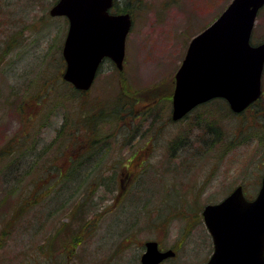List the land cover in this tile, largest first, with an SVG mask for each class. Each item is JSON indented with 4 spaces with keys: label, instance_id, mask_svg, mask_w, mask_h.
I'll use <instances>...</instances> for the list:
<instances>
[{
    "label": "rangeland",
    "instance_id": "374dc122",
    "mask_svg": "<svg viewBox=\"0 0 264 264\" xmlns=\"http://www.w3.org/2000/svg\"><path fill=\"white\" fill-rule=\"evenodd\" d=\"M230 1L114 0L123 68L105 59L78 91L57 0H0V264H141L149 239L175 251L161 264L206 263L202 208L237 185L253 199L264 174V72L240 113L215 98L173 121L171 100L190 39Z\"/></svg>",
    "mask_w": 264,
    "mask_h": 264
},
{
    "label": "water",
    "instance_id": "95a60500",
    "mask_svg": "<svg viewBox=\"0 0 264 264\" xmlns=\"http://www.w3.org/2000/svg\"><path fill=\"white\" fill-rule=\"evenodd\" d=\"M113 0H57L52 16L65 15L68 29L62 47V77L87 90L101 60L108 56L122 68L129 13H109ZM264 0H231L221 14L194 35L175 73L171 118L183 117L197 104L224 98L240 112L261 94L264 42L250 36ZM202 217L214 244L207 264H264V174L256 196L249 200L242 187L217 203L206 204ZM141 264H159L175 255L153 239L144 242Z\"/></svg>",
    "mask_w": 264,
    "mask_h": 264
},
{
    "label": "trees",
    "instance_id": "16d2710c",
    "mask_svg": "<svg viewBox=\"0 0 264 264\" xmlns=\"http://www.w3.org/2000/svg\"><path fill=\"white\" fill-rule=\"evenodd\" d=\"M12 43H14V42H12ZM62 79H63V77H62ZM65 81V80H64ZM146 90H148V89H146ZM115 111H116V109H115ZM114 111V112H115ZM113 112V113H114ZM20 212V210L18 211V213ZM17 214V213H16ZM64 229H63V233L61 232V236H62V238L66 235V234H69L70 233V231H72V230H68V229H66V225L63 227ZM58 239H60V237L58 238Z\"/></svg>",
    "mask_w": 264,
    "mask_h": 264
},
{
    "label": "flooded vegetation",
    "instance_id": "af4514ba",
    "mask_svg": "<svg viewBox=\"0 0 264 264\" xmlns=\"http://www.w3.org/2000/svg\"><path fill=\"white\" fill-rule=\"evenodd\" d=\"M210 238H211V242H212V252H211V254L209 255V257L212 255V253H213V251H214V244H213V240H212V237L210 236ZM208 257V258H209ZM207 261H208V259H207ZM207 261H206V263L205 264H207Z\"/></svg>",
    "mask_w": 264,
    "mask_h": 264
}]
</instances>
